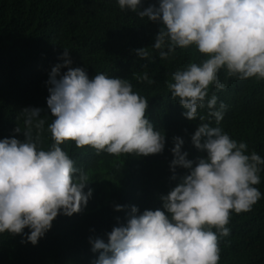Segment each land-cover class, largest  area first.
Wrapping results in <instances>:
<instances>
[{
  "label": "clouds",
  "instance_id": "1",
  "mask_svg": "<svg viewBox=\"0 0 264 264\" xmlns=\"http://www.w3.org/2000/svg\"><path fill=\"white\" fill-rule=\"evenodd\" d=\"M141 3L118 0L121 10L162 22L151 46L161 59H168L177 47L193 45L207 57L173 72L167 83L172 99L178 98L186 110L183 115L201 121L191 139L206 155L188 159V152L182 151L184 140L174 137L171 179L178 183L160 197L164 210L139 214L138 207L131 206L127 222L113 227L107 241L90 238L92 251L100 252L94 264H219L220 237L230 234L232 212H249L261 199L255 186L261 182L264 158L256 151L246 154L248 144L219 126L228 106L220 102L217 108L215 94L206 98L210 86L226 88L218 75L221 69L227 77L264 80V0H159L158 7L152 4L140 11ZM135 52L141 59L150 55L148 48ZM63 56L64 63L52 68L49 80L36 85L43 105L21 112L25 140L11 138L20 127L0 137V233L24 234L28 228L26 238L33 245L58 215L80 213L93 194L91 188L84 191L87 174L61 148L65 141L115 156L160 154L166 145L165 133L147 116V98L135 92L128 79L109 77L105 70L90 79L85 69L71 67L67 49ZM108 62L113 64L112 59ZM141 79L154 83L147 72ZM205 107L207 117L198 113ZM48 122L54 143L44 150L38 145ZM177 167L187 174L178 176ZM124 208L115 206L116 211Z\"/></svg>",
  "mask_w": 264,
  "mask_h": 264
},
{
  "label": "trees",
  "instance_id": "2",
  "mask_svg": "<svg viewBox=\"0 0 264 264\" xmlns=\"http://www.w3.org/2000/svg\"><path fill=\"white\" fill-rule=\"evenodd\" d=\"M152 4L158 7L159 0H142L139 10ZM162 26L137 12L121 10L118 0H0V137L20 127L21 132L11 138L25 140L21 112L43 105L36 85L48 81L52 68L64 63L65 49L71 67L85 69L90 79L105 71L109 77L128 79L133 90L147 98V116L155 129L166 135L164 151L148 156L98 154L90 146L79 148L74 141H65L61 148L88 176L85 193L93 190L87 206L72 216L58 215L36 245L27 241L28 228L24 234L0 233V264H94L100 252L92 251L90 238L107 241L113 227L127 222L131 206H137L139 214L164 210L160 197L178 183L171 179L174 137L184 140L182 151L188 152V159L206 155L191 139L201 121L183 115L186 110L178 98L172 99L167 83L173 72L207 57L193 45L177 47L168 59H161L151 46ZM140 48H148L147 59L136 54ZM111 59L113 64L108 62ZM145 72L154 83L141 79ZM218 75L227 86L223 90L210 86L206 99L215 94L217 108L220 102L228 106L219 126L233 139L248 144L246 154L256 151L264 158V80L227 77L224 69ZM198 113L207 117V107ZM47 124L38 145L44 150L54 143ZM211 126H216L214 119ZM32 132L35 139V127ZM94 163L97 166L92 168ZM260 168L261 182L255 187L261 199L249 212H232L227 225L230 234L220 237L219 264H264V165ZM187 172L176 169L178 176ZM116 205L125 208L116 211Z\"/></svg>",
  "mask_w": 264,
  "mask_h": 264
}]
</instances>
